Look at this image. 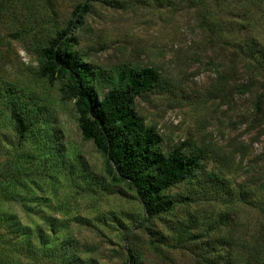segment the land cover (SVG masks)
Listing matches in <instances>:
<instances>
[{"label":"rangeland","instance_id":"rangeland-1","mask_svg":"<svg viewBox=\"0 0 264 264\" xmlns=\"http://www.w3.org/2000/svg\"><path fill=\"white\" fill-rule=\"evenodd\" d=\"M63 29L93 68L157 69L160 85L135 97V113L163 151L187 141L206 153L165 190L170 211L148 216L107 177L64 80L40 74L36 49ZM251 42L264 54V0H0L7 264H131L133 253L141 264H264V59L245 58ZM11 107L29 124L22 137ZM38 228L39 256L25 246Z\"/></svg>","mask_w":264,"mask_h":264},{"label":"trees","instance_id":"trees-1","mask_svg":"<svg viewBox=\"0 0 264 264\" xmlns=\"http://www.w3.org/2000/svg\"><path fill=\"white\" fill-rule=\"evenodd\" d=\"M86 8V3L77 6L73 20L80 18ZM73 43L74 38L63 29L49 38L44 46L38 47L40 74L49 81L64 80L65 95L73 102L80 134L102 154L107 177L133 191L148 216L170 211L173 204L165 190L199 170L206 153L200 146L187 141L163 151L160 136L135 113V97L160 85L155 67L120 65L111 71H102L86 63L73 49ZM238 54L241 52L238 51L236 56ZM260 55L264 59L260 48L249 43L245 58L254 59ZM106 87L108 90L102 93ZM10 110L14 129L22 137L29 124L14 107ZM4 236L8 235L0 234L1 239ZM43 236L38 228L34 241L25 245L38 256ZM6 241L7 245L13 243L10 238ZM138 257V253H133L131 264H141ZM10 261V257L4 256L0 250V264Z\"/></svg>","mask_w":264,"mask_h":264}]
</instances>
